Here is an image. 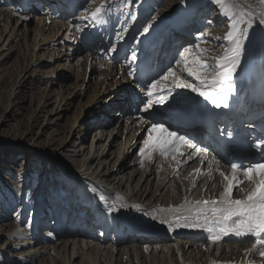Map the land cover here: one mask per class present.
Masks as SVG:
<instances>
[{
    "label": "bare ground",
    "instance_id": "bare-ground-1",
    "mask_svg": "<svg viewBox=\"0 0 264 264\" xmlns=\"http://www.w3.org/2000/svg\"><path fill=\"white\" fill-rule=\"evenodd\" d=\"M29 1L32 4L41 3L39 9L46 11L41 17H36L32 56L36 55V49H42L43 55L48 56L45 63H51L53 66L49 76H52L51 82L57 86L60 100L67 97V108L77 101L76 109L79 108V112H73L75 117L70 128L81 121L79 125L83 136L94 126L98 129L94 130L96 133L92 137L88 152L85 147L78 146L77 153L81 155L79 169L59 159L60 155L53 154L54 151H49L47 146H34L27 137L5 141L6 145L12 144L13 141L27 149L28 153H37L48 163L45 175H42L32 191L26 194L28 187L25 185L21 196L18 194L9 206L3 205V209L0 206V238L4 240L0 250L6 252V249L10 248V251L14 252L9 264H264V257H261L258 251H264V245L254 248L252 243H235L231 238L224 237L213 242L208 239L209 233L204 228L186 226V222H203L202 218L197 221L199 208L211 209L213 205L209 203L197 206L196 202L220 201L221 193L227 184L221 173L231 179L233 172L225 166L218 151L209 149L202 139H198L199 142L189 139L177 132L180 127L178 124L170 125L167 120L158 116L160 113H177L181 105L191 104L196 92L189 88H177L174 81L180 78L192 84H199V81L183 71L185 61L189 66L199 61L214 68L216 58L231 47V43L224 39L225 33L231 30L230 25L235 24L240 29L246 28L249 34L247 38L241 37L243 50L240 63L231 77L234 92L239 95L243 93L240 70L247 62H257L260 71L264 73V24L260 23V20L264 19V4H261L260 0H225L224 5L217 4L214 0H83L75 8V12L64 10L62 7L55 10L54 5L53 8H48L52 0ZM158 3H162L159 9L154 7ZM0 4L12 5L9 8L0 6V38L2 32L8 31L5 43L9 41V45L15 37H20L21 32L25 34L30 31L27 25L36 15L29 13L32 5L22 3L21 0H0ZM82 4L83 6H80ZM21 5L26 6L25 10L21 11ZM101 5L103 9L99 15L103 17L101 22L105 27L117 25V16L120 13L129 15L138 7L151 10V13L141 20L146 21L145 28L140 33L141 38L148 36L156 25L162 27L169 14L177 21L180 19L185 25L191 21L195 22L194 39L182 44L183 56L182 53H168L166 59L170 61V65L159 75H152L144 82L148 89V85L154 80H160L167 75V80L163 81L162 86L153 90V95L157 98L166 97V102L162 105L153 104L152 108L146 111L142 110V105L136 112L133 107L127 108L131 95L143 100L147 92L135 86L128 61L123 58L117 64L109 59L101 60L97 52H91L96 45L89 46L83 41L86 27L84 22L88 23L93 19L92 12ZM226 12L228 14H225ZM74 13L76 15L73 16ZM65 18H68V21L64 22ZM41 19H44L42 25L39 23ZM43 29L49 33L44 34ZM41 33V43L38 44V35ZM112 34L110 49L115 50L120 32L112 30ZM5 43L0 47L1 50L6 46ZM73 59L76 62L72 64ZM42 63L44 62L37 64ZM169 69H172L175 76L169 73ZM96 72L97 89L91 92L85 106L81 108V98L85 97L90 88V80ZM205 74H213L212 69L207 73L201 72V75ZM114 75L117 78L112 79ZM70 81L72 84L69 86L66 83ZM162 92L166 94L163 96ZM59 96L55 97L56 101ZM56 105V109H60L59 112L67 111V108L64 110L59 107V100ZM245 105L246 100L242 98L238 106L240 116L244 113L242 107ZM121 108L123 109L120 112ZM84 115L89 116L86 119ZM60 116L56 120H59ZM91 119H94L92 126ZM153 123L163 125L178 136H184L203 151L196 152L195 148H189L183 142H178V151L171 148L166 154L146 148L145 141L149 135L154 139L161 136L159 132L148 134ZM48 124L50 128L57 126L55 122ZM144 128L147 132L142 139L141 130ZM121 137H124V140ZM69 141L66 142L64 135L62 136L61 144L67 146ZM130 148L135 152L130 153ZM141 148H145L143 155ZM253 148L256 162L264 163V147L256 143ZM82 154H87L86 158ZM213 157L219 164L213 161ZM210 161L213 162L209 163ZM201 162V168L195 171ZM52 173H58L60 178L57 177L56 185H51L46 191L50 182L46 176ZM236 175L242 183L233 188L231 198L243 199L254 185L243 177L241 170H238ZM11 189L13 197V188ZM32 198L33 201L30 202ZM60 202L73 206L74 211L78 213L91 209L89 222L80 228L74 221L75 227L71 229L66 228L67 223L57 228L54 221L45 226L42 215L50 214L46 208ZM14 204L15 208L8 213ZM215 207H220L219 203ZM207 215L211 217L210 210ZM107 228H115L118 238L116 233L110 231L102 239V233ZM143 232L151 235L143 237ZM163 233H166V236L162 235ZM188 233L195 234L196 237L190 238Z\"/></svg>",
    "mask_w": 264,
    "mask_h": 264
},
{
    "label": "rangeland",
    "instance_id": "rangeland-1",
    "mask_svg": "<svg viewBox=\"0 0 264 264\" xmlns=\"http://www.w3.org/2000/svg\"><path fill=\"white\" fill-rule=\"evenodd\" d=\"M52 3L50 2L48 4L49 6L47 5L48 8H53ZM83 4L80 6H83ZM159 4L160 3L156 4L154 7L159 9L162 3L161 5ZM0 6H2V8H9L12 5L9 6L7 4H0ZM39 6H41V3L34 2L31 6L32 9L29 8V13L33 12L36 15L27 25L30 31L25 32V34L21 32L20 37L18 36V39L15 37L9 45H7L9 41L5 43L9 34L8 31H6V33L2 32V36L0 38V47L4 43L6 44L2 50L0 49V206L2 209L3 205H6V207L7 205L9 206L11 200H13L14 197H17L18 194L21 196L23 193V186L26 185V187H28V189L25 190L26 194L32 191L42 175H45V168L48 167V163L45 162V160L37 153H28L27 149L15 144L13 141L11 142L12 144L6 145L5 141L15 140V138L18 137H27L28 140L34 143V146H47L49 151H54L53 154L60 155L59 159L75 169H79V167H81V155L77 153V150L79 149L78 146L81 145L83 148L85 147V149H87L85 151L88 152L92 142V137L96 133L94 130L98 129L97 126L92 128L89 127L91 129L88 130L86 136H83V130L81 125H79L81 124V121H78L76 126L70 128L71 124L74 122L73 118L75 115H73V112L77 110V101L73 100L74 102H72L74 105L67 108V97L64 100H60L61 98L57 93V86L55 83L51 82L52 76L50 77L49 75L53 71V66L51 63H45L48 61V56L45 54L43 55L42 49H36V53L34 52L36 55L32 56L34 48L33 29L37 26L36 17H41V15L46 12L45 10L39 9ZM158 13L159 12H157V17ZM167 13L164 16H166ZM73 15L76 14L74 13ZM43 20H40V25L44 23ZM145 22L146 21H144V23ZM86 24L87 22H84V26ZM12 25H14V23H12ZM44 29H46V27H44ZM44 29L43 33L47 35L49 31L45 32ZM39 35V39L37 41L38 44L41 43L42 33L40 36ZM42 61L44 63L37 64ZM31 62H34L33 64L36 65H32ZM75 62L76 60L73 59L72 64ZM78 63L79 62H77V64ZM97 75V72L94 73L92 79L90 80V88H88L85 97L81 98V108L85 106L86 101L88 100L87 98L90 96L91 92L94 89H97V87L95 88V83L98 81L96 79L98 78ZM115 75L112 79L117 78ZM66 84L70 86L72 81L67 82ZM103 88L104 87H102V90ZM69 89V91H71L70 87ZM57 95L59 96V107H62L61 109L64 110L67 108V111L59 112L60 109H56L58 100L56 101L55 97ZM65 95L66 91L64 96ZM114 106L116 108L117 103ZM78 110L76 111L77 114L79 112ZM52 111L56 112L53 113ZM59 115H61L60 119L56 120ZM88 116L89 115H84L83 117L87 119ZM93 120L94 119L90 120L91 126ZM50 122H55L57 126L54 125L50 128V125L48 124ZM99 126L101 127L102 125L99 124ZM146 131L147 129L142 131L141 137H144ZM63 135L66 138V142L70 140L67 146L61 144ZM113 136L114 134L111 137ZM122 140H124V137ZM93 147L94 146H92V150L94 149ZM133 150V148H130L129 152L134 153L135 150ZM87 154H82V156L84 155V158H86ZM57 176L60 177L58 173H52L46 176L47 179L50 180L46 187V191L50 189L51 185H56ZM11 187L14 192L13 197L11 196ZM32 201L33 198L30 202ZM15 206L16 204H14L13 207L10 206L11 208L8 213H10L11 210L13 211ZM46 210L51 212L52 207H48ZM48 221H50V218H48ZM49 225H51V223H49ZM3 242V238H0V248H2L1 245ZM2 251L4 250L2 249ZM2 251L0 250V264H9L12 259V254L14 253L13 250L10 251L9 248V250L6 249V252Z\"/></svg>",
    "mask_w": 264,
    "mask_h": 264
},
{
    "label": "snow or ice",
    "instance_id": "snow-or-ice-1",
    "mask_svg": "<svg viewBox=\"0 0 264 264\" xmlns=\"http://www.w3.org/2000/svg\"><path fill=\"white\" fill-rule=\"evenodd\" d=\"M214 2L220 5L225 4V0H214ZM260 3L264 4V0H260ZM102 9L103 5L97 7L91 14L93 20L97 23L101 22L103 19V17L99 15ZM225 14L228 13L226 12ZM260 23L264 24V19H261ZM230 29V31L225 33L224 39L231 43V47L227 49L222 56L216 58L214 68L199 61H197L195 65L189 66L185 61L183 71H186L194 80L199 81V84H192L180 78H176L174 81L175 87L189 88L217 108H219L221 104H223L224 107H228L227 97L223 94L217 95L216 93H222L224 91L222 85H224L226 80H230L232 74L236 71L243 50V40L241 37L247 38L249 35L246 28L240 29L235 24L230 25ZM147 30L148 29H145V31ZM185 51L188 50L185 49ZM181 55L183 56V53ZM132 58H136L135 53H133ZM177 63L179 64L180 62L177 61ZM210 68L213 74L201 75V72L207 73ZM169 73L175 76L172 69H169ZM165 80H167V75L160 80H154L148 85L146 92L148 99L144 103L143 111L152 108L154 104V100L152 99L154 94L153 90L162 86ZM226 91L233 92L234 89L228 86ZM163 99H166V97H161L156 100L155 103H160ZM149 132H159L161 136L154 139L152 135H149L148 139L145 141V147L150 150H159L161 154H166L171 148H175V150L178 151V142L185 143L189 148H195L196 152L203 151V149L195 147V145L184 136H178L176 132L169 131L161 124L153 123ZM229 135H231V133H229ZM140 152L143 155L145 153V148H141ZM213 161L219 164V161L215 160V157H213ZM231 169L233 172L231 179H229L226 174L221 173L225 181H227V184L224 191L221 193L220 201H197V206L211 203L213 207H211V209L206 207L199 208L197 221L202 218L203 222H194L192 224H187L186 222V226L204 228V230L209 233L208 239L213 242L219 240L221 234L227 236L232 233L237 237L251 236L256 238V243L253 245L254 248L257 245H264V163L253 162L247 167H241L236 163H232ZM238 169L242 171L243 177L250 181L254 187L247 192L243 199H232L231 193L233 188L238 187L242 183L236 175ZM195 171H199V169ZM218 203L220 207H215ZM209 210L211 211V217L207 215ZM258 251L260 256L264 257V251H260L259 249Z\"/></svg>",
    "mask_w": 264,
    "mask_h": 264
}]
</instances>
